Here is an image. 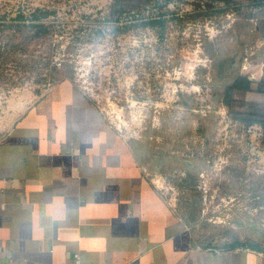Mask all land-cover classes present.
<instances>
[{
  "label": "rangeland",
  "instance_id": "1",
  "mask_svg": "<svg viewBox=\"0 0 264 264\" xmlns=\"http://www.w3.org/2000/svg\"><path fill=\"white\" fill-rule=\"evenodd\" d=\"M111 5L0 0V126L18 99L72 80L133 145L193 244L264 253V132L222 102L236 76L264 79V1L151 0L120 18Z\"/></svg>",
  "mask_w": 264,
  "mask_h": 264
},
{
  "label": "crops",
  "instance_id": "2",
  "mask_svg": "<svg viewBox=\"0 0 264 264\" xmlns=\"http://www.w3.org/2000/svg\"><path fill=\"white\" fill-rule=\"evenodd\" d=\"M7 114L0 264H264L256 250L193 244L133 145L72 80Z\"/></svg>",
  "mask_w": 264,
  "mask_h": 264
},
{
  "label": "trees",
  "instance_id": "3",
  "mask_svg": "<svg viewBox=\"0 0 264 264\" xmlns=\"http://www.w3.org/2000/svg\"><path fill=\"white\" fill-rule=\"evenodd\" d=\"M150 1L151 0H112L110 15L111 17L120 18L122 14L135 12L144 8L150 4ZM214 1L229 3L233 0ZM235 93L257 95L262 97V100L244 102L246 105L250 106V111L238 110L234 108V104L240 102L234 98ZM222 102L223 105L229 109V113L234 120L247 124H258L262 127L264 132V79L252 80L245 75L236 76L229 85L225 86Z\"/></svg>",
  "mask_w": 264,
  "mask_h": 264
},
{
  "label": "built area",
  "instance_id": "4",
  "mask_svg": "<svg viewBox=\"0 0 264 264\" xmlns=\"http://www.w3.org/2000/svg\"><path fill=\"white\" fill-rule=\"evenodd\" d=\"M68 264H80V261L77 259V256L74 258V260H72L71 263Z\"/></svg>",
  "mask_w": 264,
  "mask_h": 264
}]
</instances>
